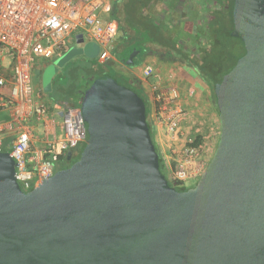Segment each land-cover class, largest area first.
<instances>
[{
  "label": "water",
  "instance_id": "obj_1",
  "mask_svg": "<svg viewBox=\"0 0 264 264\" xmlns=\"http://www.w3.org/2000/svg\"><path fill=\"white\" fill-rule=\"evenodd\" d=\"M232 23L245 53L214 85L219 137L195 187L161 174L140 97L96 77L70 166L23 192L0 151V264H264V0H234ZM76 38L45 89L70 59L98 53Z\"/></svg>",
  "mask_w": 264,
  "mask_h": 264
},
{
  "label": "built area",
  "instance_id": "obj_2",
  "mask_svg": "<svg viewBox=\"0 0 264 264\" xmlns=\"http://www.w3.org/2000/svg\"><path fill=\"white\" fill-rule=\"evenodd\" d=\"M111 1L0 0V113H7V118L0 121V151L8 152L14 160V177L23 192L50 178L64 154L85 145L87 132L79 107L35 102L32 64L63 53L79 30L98 45L97 61L104 64L116 33L112 22L102 21L111 10ZM151 73L152 69L146 67L144 76ZM153 91L160 104L155 122L163 125L167 135H176L184 113L181 109L168 110V104L176 100L175 91L169 97L157 86ZM53 110L61 118L59 125L50 116ZM193 141L188 139L180 155L164 168L173 185L182 187L186 180L197 182L207 165L199 147L191 145Z\"/></svg>",
  "mask_w": 264,
  "mask_h": 264
},
{
  "label": "crops",
  "instance_id": "obj_3",
  "mask_svg": "<svg viewBox=\"0 0 264 264\" xmlns=\"http://www.w3.org/2000/svg\"><path fill=\"white\" fill-rule=\"evenodd\" d=\"M110 5L111 10L102 16V21L112 22L116 33L109 47L108 60L99 65L107 74L122 82L123 86L137 91L146 99L152 141L161 156L164 168L170 166L180 155L188 139H199L201 157L207 160L218 141L219 119L212 89L199 77L195 65L202 63V49L208 53L211 47L216 46L210 22L212 15L219 12L218 7L214 8L210 0H114ZM77 35L82 36L84 44L94 43L82 30ZM79 39L73 40L63 53L48 60H36L34 63L37 62L40 71H46L56 59L78 47ZM73 43L76 44L72 46ZM129 51L136 52L130 66L126 64ZM88 52L93 53L91 50ZM97 55L98 53L94 58L78 55L84 64L82 70L86 71L90 64L98 63ZM73 58L51 75L50 89L44 88L43 76L35 84L36 91L32 66L31 85L36 103L50 106L66 103L70 107V102L60 101L56 95L63 93L60 91V80L66 74L71 80L65 86L72 87V72L74 68H78L71 65L74 63ZM146 67L152 69L149 77L144 76ZM57 76L59 81L55 79ZM78 81H75V85ZM154 86L165 97H169L172 90L177 95L176 100L168 104L170 112L181 109L184 113L178 122L176 135H167L163 125L154 120L156 109L160 106L155 101ZM190 91L193 92L192 95L189 94ZM66 94H72L78 104L80 103L77 93L70 91ZM55 112L53 110L50 116L59 125L61 118Z\"/></svg>",
  "mask_w": 264,
  "mask_h": 264
},
{
  "label": "trees",
  "instance_id": "obj_4",
  "mask_svg": "<svg viewBox=\"0 0 264 264\" xmlns=\"http://www.w3.org/2000/svg\"><path fill=\"white\" fill-rule=\"evenodd\" d=\"M214 4V8L218 7V11L212 15V21L210 22L211 27L213 28V34L215 36L216 40V46L211 47V49L205 51V49H202L203 52V58L202 63H198L195 65V69L197 70V73L199 77L202 79L203 82L208 84L213 92L214 85L221 81L222 77L228 73L231 68L235 65L236 61L244 55L245 50L243 47L242 42L239 39L233 38L230 33L233 30V23H232V6L234 0H210ZM78 68H74V72H72V79H74L73 82H71L72 87H66L64 84L60 86V91L63 93H70V91L73 93H77L79 98L81 99L83 92L88 89V87L91 85L92 81L99 76H109L112 78L118 85L123 86L122 82H120L115 77L111 76L110 74H107V72L102 68V66L99 65V63H92L90 64L89 68L85 71L83 70L82 76H77V79L75 78V74H77ZM57 80L59 77H56ZM79 80L78 83L75 85V81ZM125 87V86H123ZM140 97L142 100L145 109L144 113L146 116L147 123L149 125V131L150 136L152 139V132H151V126L149 124L148 118H149V110L147 108V101L146 99L139 94L137 91L125 87ZM68 90V91H67ZM214 97V93H213ZM79 104H76V102L73 104H70V107H77ZM153 142V141H152ZM154 145V144H153ZM193 147H197L200 145V141L197 138L193 141L191 144ZM84 145L78 147L76 151L67 152L60 158V166L58 169L67 168L70 166L79 156L81 150L83 149ZM155 151L158 155L159 160V168L161 174L165 177L167 182L172 185L176 190L178 191H184L186 190L184 186H176L173 185L171 182L168 181L162 159L160 154L158 153L155 145H154Z\"/></svg>",
  "mask_w": 264,
  "mask_h": 264
},
{
  "label": "rangeland",
  "instance_id": "obj_5",
  "mask_svg": "<svg viewBox=\"0 0 264 264\" xmlns=\"http://www.w3.org/2000/svg\"><path fill=\"white\" fill-rule=\"evenodd\" d=\"M76 43H73L72 44V46H74ZM75 58V59H74ZM73 58V60L72 61H74V63L73 64H71L72 66H76V67H78V71H77V74H75V78L77 77V76H82L83 75V70H82V68H83V66H84V64H82L83 62H82V58H81V56H76V57H74ZM33 65V75H35V77L33 78V84H34V87L36 86L35 84H37L38 83V81L39 80H41V78L43 77V76H45L46 75V73H49V72H51L52 71V68H53V64L51 65V66H49V67H47V70L45 71H40L39 70V67H38V65H37V62L36 63H33L32 64ZM69 65H70V63H69ZM68 65V66H69ZM37 66V67H36ZM68 66H66V68L68 67ZM46 77V76H45ZM45 77H44V79H45ZM62 77V76H61ZM60 77V78H61ZM55 79H57V78H55ZM71 79H70V76L68 75L67 76V74H66V76L65 77H62V79L60 80V83L61 84H64V85H67L68 84V82L70 81ZM59 81V80H58ZM58 81H56V82H58ZM35 89H36V87H35ZM36 91H37V89H36ZM53 96V95H52ZM56 97H57V99H59L60 101H67V102H70V103H75L76 102V104H78V100H76V99H74L75 97H72V94L71 95H67L66 93H61V95H59V94H57L56 95ZM7 118V113H0V121H4L5 119ZM57 119H59L58 117H57ZM30 125H32V123H30ZM37 125V124H36ZM35 125V126H36ZM37 128H41V122H40V124H38V127H36L35 129H34V134L35 135H37V133H38V130H37ZM214 151V150H213ZM213 151L211 152V154L209 155V157H208V159L206 160L207 161V163L209 162V160H210V158H211V156H212V153H213ZM165 175H166V173H165ZM196 181H194V180H186V181H184L183 182V186L185 187V189H189V188H193V187H195V185H196Z\"/></svg>",
  "mask_w": 264,
  "mask_h": 264
}]
</instances>
